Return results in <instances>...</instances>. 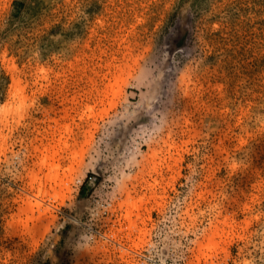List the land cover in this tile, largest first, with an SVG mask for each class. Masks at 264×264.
<instances>
[{
    "label": "rangeland",
    "instance_id": "rangeland-1",
    "mask_svg": "<svg viewBox=\"0 0 264 264\" xmlns=\"http://www.w3.org/2000/svg\"><path fill=\"white\" fill-rule=\"evenodd\" d=\"M0 264H264V0H0Z\"/></svg>",
    "mask_w": 264,
    "mask_h": 264
},
{
    "label": "bare ground",
    "instance_id": "bare-ground-1",
    "mask_svg": "<svg viewBox=\"0 0 264 264\" xmlns=\"http://www.w3.org/2000/svg\"><path fill=\"white\" fill-rule=\"evenodd\" d=\"M48 156V155H47ZM42 161V160H41ZM47 161V160H46ZM52 162V161H51ZM51 173V172H50ZM48 174V173H47ZM47 176V175H46ZM49 177V176H48ZM47 178V177H46ZM38 192L41 193L42 192V188L39 187Z\"/></svg>",
    "mask_w": 264,
    "mask_h": 264
},
{
    "label": "snow or ice",
    "instance_id": "snow-or-ice-1",
    "mask_svg": "<svg viewBox=\"0 0 264 264\" xmlns=\"http://www.w3.org/2000/svg\"><path fill=\"white\" fill-rule=\"evenodd\" d=\"M69 239V238H68ZM56 253H58V249L56 250Z\"/></svg>",
    "mask_w": 264,
    "mask_h": 264
}]
</instances>
